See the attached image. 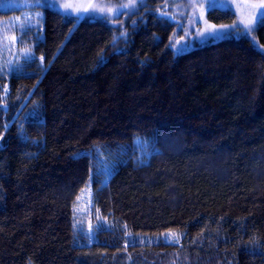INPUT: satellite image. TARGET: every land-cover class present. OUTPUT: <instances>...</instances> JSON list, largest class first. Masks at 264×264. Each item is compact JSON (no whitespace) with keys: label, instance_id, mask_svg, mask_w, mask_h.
Masks as SVG:
<instances>
[{"label":"trees","instance_id":"16d2710c","mask_svg":"<svg viewBox=\"0 0 264 264\" xmlns=\"http://www.w3.org/2000/svg\"><path fill=\"white\" fill-rule=\"evenodd\" d=\"M183 3L48 7L21 33L29 56L0 73V264H264V20L177 54ZM89 186L93 237L76 225Z\"/></svg>","mask_w":264,"mask_h":264},{"label":"rangeland","instance_id":"374dc122","mask_svg":"<svg viewBox=\"0 0 264 264\" xmlns=\"http://www.w3.org/2000/svg\"><path fill=\"white\" fill-rule=\"evenodd\" d=\"M137 0H123L120 4L106 3L102 0H7L0 3V12H7L12 9H23L19 15H10L0 18V73L5 70L14 69V65L22 58L29 56V52L23 48L20 35L28 28L40 26L42 17L44 18V8H52L67 16L74 15L77 18L101 19L100 17H110L112 20L124 11L133 8ZM144 0H140L142 2ZM177 1V0H173ZM185 1L187 7L191 5L192 10H196V20L194 30L182 32L177 36L178 46L173 43L177 54L184 53L205 43L211 39L207 31L211 26H205L207 20L205 16L209 10L219 7L231 9L238 16V22L233 26L219 27L215 30L224 36L235 33L246 27H254L258 24L257 19L264 20L260 14L264 12V0H181ZM184 5V6H185ZM58 6V7H57ZM137 6V4L135 5ZM134 6V7H135ZM165 11L169 12L168 9ZM181 16V13H180ZM204 18V19H203ZM84 19V18H83ZM82 20V19H81ZM180 21V20H179ZM203 34V35H201ZM217 40V39H215ZM258 44V42H256ZM264 51V47L258 46ZM154 140L141 138L136 141L137 161L144 163L150 156ZM76 225L78 230L85 231L93 237L94 234V211H93V190L89 186L78 199L76 206ZM169 242H179L180 238L176 234L166 236ZM166 239V238H165Z\"/></svg>","mask_w":264,"mask_h":264},{"label":"snow or ice","instance_id":"6c2138e0","mask_svg":"<svg viewBox=\"0 0 264 264\" xmlns=\"http://www.w3.org/2000/svg\"><path fill=\"white\" fill-rule=\"evenodd\" d=\"M57 7H58V6H57ZM260 15H261L262 17H264V12H262ZM257 22H258V23L260 22V19H259V18L257 19ZM254 30H255L254 27H246V28H245V31H246V32H248V31H254ZM201 35H203V34H201ZM207 35H208L209 37H211V38L218 39V38L221 37L222 33H221L220 31L215 30L214 27H213L212 29H209V30L207 31ZM41 59H42V58H41ZM0 90H3V89H0ZM165 242H166V243L168 242V238H167V237H166V239H165Z\"/></svg>","mask_w":264,"mask_h":264}]
</instances>
